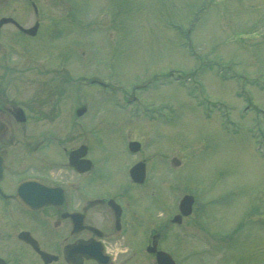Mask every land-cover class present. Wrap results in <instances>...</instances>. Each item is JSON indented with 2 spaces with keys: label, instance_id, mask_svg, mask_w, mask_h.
I'll return each instance as SVG.
<instances>
[{
  "label": "rangeland",
  "instance_id": "374dc122",
  "mask_svg": "<svg viewBox=\"0 0 264 264\" xmlns=\"http://www.w3.org/2000/svg\"><path fill=\"white\" fill-rule=\"evenodd\" d=\"M32 2L46 29L16 42L31 45L25 59L41 71L14 83L36 87L25 102L53 112L44 120L52 135L88 143L91 176L111 188H132V162L153 160L138 192L153 195L141 202L153 213L140 220L168 223L160 247L177 264H264V143L255 139L264 140V0H11L0 12L31 18ZM166 73L183 79L159 82ZM126 98L134 105L122 108ZM129 137L143 142L140 154ZM185 194L193 211L177 224ZM141 229L139 257L150 235Z\"/></svg>",
  "mask_w": 264,
  "mask_h": 264
},
{
  "label": "flooded vegetation",
  "instance_id": "af4514ba",
  "mask_svg": "<svg viewBox=\"0 0 264 264\" xmlns=\"http://www.w3.org/2000/svg\"><path fill=\"white\" fill-rule=\"evenodd\" d=\"M13 11L0 12V19L13 18L0 28V264H157L156 254L148 252L147 246L154 238L163 248L160 242L168 223L155 228L140 220L153 213L141 204L153 195L138 193L148 184L133 182L132 188L117 189L101 182L98 173L91 176L96 159L89 144L82 141L68 147L61 141L67 132L52 135L53 130L46 128L50 123L44 120L53 112L43 111L42 101L38 109H33L32 100L25 102L24 95L38 94L36 87L14 83L26 70L41 71V64L25 59L23 52L31 45L21 47L16 36L39 38L44 17L39 6H33L31 18L23 17L19 7ZM37 23L34 35L22 28ZM84 144L88 149L83 159L91 158L93 165L80 171L69 157ZM138 226L150 234L141 238L145 253L140 257Z\"/></svg>",
  "mask_w": 264,
  "mask_h": 264
},
{
  "label": "water",
  "instance_id": "95a60500",
  "mask_svg": "<svg viewBox=\"0 0 264 264\" xmlns=\"http://www.w3.org/2000/svg\"><path fill=\"white\" fill-rule=\"evenodd\" d=\"M5 0H0V3L4 2ZM86 107H82L78 110V113L81 114L85 111ZM135 142H133L132 144H134ZM85 153V150L81 151V154ZM76 159V156H75ZM75 163H77L76 161H74ZM90 167V166H89ZM131 175L133 177L134 180L136 181H143L144 177H145V164L144 163H138L135 166H133L131 168ZM194 202V198L192 195H184L181 202H180V209L182 211L183 214L187 215L189 213H191L192 211V205ZM182 219V215L178 214L175 217V221L180 222ZM149 251H156L157 253V262L158 264H175V260L173 259V257L166 251L164 250H157V246L156 244H153V246H149L148 247Z\"/></svg>",
  "mask_w": 264,
  "mask_h": 264
}]
</instances>
